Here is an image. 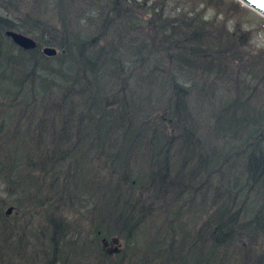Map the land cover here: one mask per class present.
<instances>
[{"label": "trees", "instance_id": "16d2710c", "mask_svg": "<svg viewBox=\"0 0 264 264\" xmlns=\"http://www.w3.org/2000/svg\"><path fill=\"white\" fill-rule=\"evenodd\" d=\"M250 12L0 0V264H264V49L241 30L264 18Z\"/></svg>", "mask_w": 264, "mask_h": 264}, {"label": "water", "instance_id": "95a60500", "mask_svg": "<svg viewBox=\"0 0 264 264\" xmlns=\"http://www.w3.org/2000/svg\"><path fill=\"white\" fill-rule=\"evenodd\" d=\"M245 6L251 8L252 10L256 11L258 14L264 17V7L260 6V3H254L253 0H239ZM6 34L11 37L13 42L18 46L22 47L23 49H33L36 46L35 40L26 34H23L18 31L14 30H6ZM44 54L48 56H53L57 53L56 48L51 46H45L42 48ZM11 208L7 210V213L11 212ZM103 248L109 253H119L120 252V239L118 236H113L110 240L106 238L102 239ZM109 245V247H107Z\"/></svg>", "mask_w": 264, "mask_h": 264}, {"label": "rangeland", "instance_id": "374dc122", "mask_svg": "<svg viewBox=\"0 0 264 264\" xmlns=\"http://www.w3.org/2000/svg\"><path fill=\"white\" fill-rule=\"evenodd\" d=\"M244 6V5H243ZM253 13H251L250 12V14H248V15H253L254 17H255V20H257V19H259V17H261L258 13H256L255 11H253V10H251ZM205 13L206 14H214V13H216L215 12V10H213L212 8H206L205 9ZM218 18L220 19H223L222 17H220V16H218ZM219 19H217V21H216V23H218V20ZM233 22H234V20H227L226 21V25H230V26H233ZM225 24V23H224ZM247 29H249V30H252V32L254 33V35H253V40H252V44L254 45V48L256 47V48H261V49H264V27H260V26H257V24L256 23H254L253 25H252V23H251V25H249L248 27H243V29H241L243 32L245 31V30H247ZM237 31V30H236ZM207 106H209V105H206V107ZM210 107V106H209ZM211 194H212V192L210 191V194L208 193V195L206 196V198L208 197H210L211 196ZM207 198V199H208ZM203 204V202L200 204V206L198 207L197 206V208L196 207H194L193 209H190L189 211H186V214H184V217L186 218V219H188L189 218V220L191 221V220H193V218H195L196 220L197 219H199L200 218V216L202 215V212L200 211V207L202 208V205ZM10 207H12V206H8L7 207V209H6V211L10 208ZM198 209V210H197ZM13 207H12V210H11V212H10V214L9 215H11V214H13ZM196 211V212H195ZM40 214V213H39ZM36 219H39L38 217L37 218H35V220ZM192 225H193V223H192ZM191 225V227H193ZM145 230H146V228H145ZM113 236H118L119 237V239H120V251L125 247V245H124V242L121 240V238H120V236L119 235H112V236H110V238L111 237H113ZM103 238H106V237H103ZM110 238H107V239H110ZM116 254V253H115Z\"/></svg>", "mask_w": 264, "mask_h": 264}, {"label": "snow or ice", "instance_id": "6c2138e0", "mask_svg": "<svg viewBox=\"0 0 264 264\" xmlns=\"http://www.w3.org/2000/svg\"><path fill=\"white\" fill-rule=\"evenodd\" d=\"M254 3L259 2L261 7H264V0H253Z\"/></svg>", "mask_w": 264, "mask_h": 264}, {"label": "bare ground", "instance_id": "6f19581e", "mask_svg": "<svg viewBox=\"0 0 264 264\" xmlns=\"http://www.w3.org/2000/svg\"><path fill=\"white\" fill-rule=\"evenodd\" d=\"M7 30H13V29H7ZM14 31H17V30H14ZM18 32H20V31H18ZM5 35L7 36V37H9V38H11L10 36H8L7 34H6V30H5ZM21 33H23V32H21ZM23 34H25V33H23ZM26 35H28V34H26ZM29 36H31V35H29ZM13 41V40H12ZM11 209H12V207H10ZM7 214H10V213H7Z\"/></svg>", "mask_w": 264, "mask_h": 264}]
</instances>
